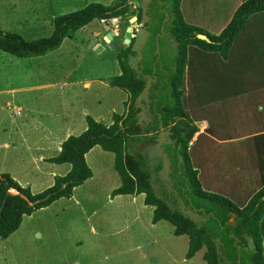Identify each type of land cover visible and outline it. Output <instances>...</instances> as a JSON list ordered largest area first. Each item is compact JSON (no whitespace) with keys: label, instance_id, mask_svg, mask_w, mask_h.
Returning a JSON list of instances; mask_svg holds the SVG:
<instances>
[{"label":"trees","instance_id":"1","mask_svg":"<svg viewBox=\"0 0 264 264\" xmlns=\"http://www.w3.org/2000/svg\"><path fill=\"white\" fill-rule=\"evenodd\" d=\"M130 1L131 5L127 0L109 6L90 3L55 17L50 34L32 42L0 30V51L16 58L46 55L94 20L128 15V8L135 6ZM168 2L159 6L157 0H151L148 4L150 33L140 50L141 60L137 61L133 40L116 55L120 73L109 85L127 93L124 112L113 114L109 125L86 116V129L78 136L67 137L57 155L46 160L67 164L69 170L63 176H55L53 184L38 194L21 187L8 174L0 175V240L13 234L24 216L61 198H70L76 187L92 178L85 155L99 147L113 154V168L120 180L111 198L143 195V204L153 209L152 224L165 221L172 226L174 236H187L186 259L203 248L206 264H264V202L259 203L264 189L239 208L226 196L204 189L196 169L206 165L202 175L206 169L211 170V178L220 182V187L231 181L232 173L239 168L264 166V114L254 117L248 111L251 103H264V0ZM218 2L222 3L220 7L216 6ZM166 6L173 15L169 33L177 44L176 55L155 53V36L160 33L162 8L166 11ZM135 14L139 22L140 9ZM159 45L158 51L162 52L164 48ZM206 69L219 74L217 84L222 69H228L234 74V83L245 88L232 91L233 99L225 91L218 92L219 99L226 103L223 107L202 102L198 88H205L201 73L206 74ZM147 78L155 82L150 83L146 99L140 100ZM232 105L242 111L235 123L237 131L251 129L250 137L241 139L247 140L251 154L239 157L234 152L232 157L231 150L224 149L211 158L209 152L216 145L210 137L218 132L215 118ZM204 117L209 118L208 122ZM205 121L207 127L191 143L197 132L195 123ZM160 125L165 131L160 148L169 165L166 178L159 175L162 160L154 152ZM222 139L223 143L232 141L229 137ZM138 144L143 145V150L136 149ZM217 158L221 162L214 168L211 163ZM182 210L196 212L206 221L194 222Z\"/></svg>","mask_w":264,"mask_h":264},{"label":"rangeland","instance_id":"2","mask_svg":"<svg viewBox=\"0 0 264 264\" xmlns=\"http://www.w3.org/2000/svg\"><path fill=\"white\" fill-rule=\"evenodd\" d=\"M121 1L0 0V30L32 42L50 34L55 17L90 3L109 6ZM162 2L167 4L168 0ZM127 3L132 4L130 0ZM167 7L168 14H164L154 41L158 55H176L177 44L169 33L173 15ZM128 11V15L118 19V36H111V40L108 35L111 29L115 30L113 26L94 20L46 55L16 58L0 51V175L8 174L21 187L38 194L52 185V173L60 174L41 163L40 155L50 154L42 152L48 130L56 134L61 121H82L81 114L85 111L105 125L111 123L113 114H122L124 105L120 100L124 94L108 82L119 75L116 55L131 40H126L125 31L132 27L137 11L132 6ZM159 44L164 48L162 52L158 51ZM210 72L206 69V74L201 73L205 85L204 89L198 88L202 102L223 107L226 103L219 99L218 92L225 91L233 99L232 91L245 88L234 83V74L228 69H222L218 84L215 80L219 74ZM187 88L188 85L185 95ZM235 106L223 108L215 118L218 132L210 137L216 145L209 152L211 158L224 149H230L232 157L234 152L239 157L251 154L247 140H241L251 134V129L237 131L235 123L242 111ZM68 109L75 114L62 115ZM17 110L19 115L15 114ZM248 111L254 117L262 115L264 103H251ZM204 118L208 122L209 118ZM205 126L199 123L195 127L198 132ZM223 137L232 141L223 143ZM143 148L141 144L136 147ZM85 160L92 178L76 187L70 198H61L24 216L19 228L0 240V264H206L202 259L203 248L191 259L185 258L187 236H174L172 226L165 221L152 224L153 209L143 204V195L111 198V192L120 184L112 153L98 147ZM220 162L217 158L211 165L217 168ZM196 169L202 187L221 194L220 182L211 178V170L206 169L207 173L202 175L201 166Z\"/></svg>","mask_w":264,"mask_h":264},{"label":"crops","instance_id":"3","mask_svg":"<svg viewBox=\"0 0 264 264\" xmlns=\"http://www.w3.org/2000/svg\"><path fill=\"white\" fill-rule=\"evenodd\" d=\"M58 1L59 0H57V2ZM221 5H222L221 2H218L216 4L217 7H220ZM68 82L72 83L71 81H68ZM108 84H109V82H108ZM112 92L113 91L110 92L111 95H113ZM123 94H124L123 95L124 97H123V99L121 98L120 102L124 105L128 99V96L125 92H123ZM114 96H116V95H114ZM123 112H124V110H123ZM64 114L66 116H72L75 113L71 112L70 109H68L62 113V115H64ZM86 116H90V115L87 114V112L85 111L84 113L81 114L82 121H80V122L75 121L74 119H71L72 123H68L67 120L61 121L60 130L56 134H54V132L51 130L47 131L48 132V134L46 135L47 136V143L42 148V152H46V153H50V154H49V156L40 155L42 157L41 163L49 165V167L52 168L54 171H59L60 174H58V175H64L69 170V166H66V164L54 166V164L48 163L46 161V159L52 158V157L57 155V153L60 150L61 143L67 137H69L71 135L78 136L79 134H81L86 129V123H85V117ZM74 118H76V116H74ZM92 118L93 119L95 118V120H96L97 117H92ZM30 121H32V120H30ZM199 123L203 124V126H205V124H207L206 122H196L195 126H197ZM206 127L207 126H205L203 128L201 127L198 130V132L193 136L192 141L195 140L196 137L199 134H201L205 130ZM247 137H250V135L246 136V138ZM95 148H98V147H94L92 150H94ZM90 152H88L85 155V159L87 158V155ZM60 166H65V169L63 170ZM51 177H52V184H53V178L55 177L54 173H52ZM263 179H264V166L261 167L259 165H253V166L250 165L247 168H245V167L239 168L238 170H236L235 172L232 173V180L231 181L224 182L219 187L220 191H221V195L229 198L231 201H233L236 204L237 207L243 208L248 203V201L251 199L252 196L257 194V192L259 190L264 189V180ZM262 202H264V193L261 194V198L259 200V203H262ZM261 210L264 212V204L263 205L261 204ZM263 218H264V216H263ZM262 224H263L262 235H263V251H264V219H263Z\"/></svg>","mask_w":264,"mask_h":264},{"label":"water","instance_id":"4","mask_svg":"<svg viewBox=\"0 0 264 264\" xmlns=\"http://www.w3.org/2000/svg\"><path fill=\"white\" fill-rule=\"evenodd\" d=\"M151 0H133V3L136 7H140V11H141V18H140V28L138 30V32L136 33L138 36H142V41L143 43L146 41L147 39V30L146 28L144 27V25L148 22V19H149V16L147 14V7H148V4L150 3ZM136 20V18H133L132 19V22H134ZM131 22V23H132ZM131 26L128 27L125 31V38L126 40L132 38L131 37ZM112 32L109 33L108 37L111 38L112 36ZM198 37L200 39H205L204 36L202 35H198ZM150 87V80H146V83H145V86L142 90V93L140 94V100L142 99H146L147 97V94H148V89ZM164 136H165V131L163 130L162 126L160 125L159 126V133H158V139H157V142L156 144L154 145V151H155V154L161 158L162 160V164H161V169L159 171V175L160 176H163L164 178H166V174L169 170V165H168V160L166 158V155L162 153V150L160 148V145L161 143L163 142L164 140ZM192 221L194 222H200V221H206L205 218H202L200 214L196 213V212H193V211H190V210H182Z\"/></svg>","mask_w":264,"mask_h":264},{"label":"flooded vegetation","instance_id":"5","mask_svg":"<svg viewBox=\"0 0 264 264\" xmlns=\"http://www.w3.org/2000/svg\"><path fill=\"white\" fill-rule=\"evenodd\" d=\"M151 2V1H150ZM157 2H158V4H159V6H161L162 4H163V2H162V0H157ZM134 5V4H133ZM133 8L135 9V11H137V13L139 12V9H140V7H136V6H133ZM162 11H164V13L163 14H168L166 11H165V9H163L162 8ZM168 16L166 15V18H167ZM149 21H150V19H148V22L144 25V27L146 28V30H147V34H148V36H147V39H148V37H149V29H148V27H149ZM167 21H168V19H167ZM140 22V21H139ZM139 22L137 21V17H136V20L134 21V23H133V25H135V30H133V37H132V40H133V44H134V47H135V50H136V55H137V61H140L141 60V57H140V50H141V48H142V46L145 44V42L147 41V39H146V41L143 43V41H142V36L140 35V36H138L136 33L138 32V30H139V28H140V24H139ZM164 22H166V21H164ZM132 25V26H133ZM162 30V29H161ZM161 35H163L162 33H161ZM157 36H158V34H156V36H155V38H157ZM132 40H130V43L132 42ZM157 45V44H156ZM136 62V61H135ZM134 62V64H135V66H136V63ZM148 80H150V83L151 82H155V79H150V78H147Z\"/></svg>","mask_w":264,"mask_h":264},{"label":"clouds","instance_id":"6","mask_svg":"<svg viewBox=\"0 0 264 264\" xmlns=\"http://www.w3.org/2000/svg\"><path fill=\"white\" fill-rule=\"evenodd\" d=\"M119 18H120V17H118V18H114L116 21H113V22H112V20H114V19L104 20V21H105L104 23H105V24H106V23L111 24V25L113 26V28H114V26L116 25V26H117V29H118L117 21H118ZM101 21H102V20L99 21L100 24H103ZM131 28H132V29H131V37H133V30H135V25L132 26ZM111 32L113 33L112 36H116V37L118 36V32H117V35H115L114 32H113V29H111ZM111 39H112V38H111ZM130 39L132 40V38H130ZM129 44H130V43H129ZM125 93H126V92H125ZM126 94H127V93H126ZM127 96H128V95H127ZM145 101H146V100H145ZM195 124H196V123H195ZM196 133H197V132H196ZM196 133H195V134H196ZM193 142H194V140H193V141L191 140V143H193ZM191 143H190V145H191ZM154 152H155V151H154ZM143 198H144V196H143ZM201 217H202V216H201Z\"/></svg>","mask_w":264,"mask_h":264},{"label":"built area","instance_id":"7","mask_svg":"<svg viewBox=\"0 0 264 264\" xmlns=\"http://www.w3.org/2000/svg\"><path fill=\"white\" fill-rule=\"evenodd\" d=\"M113 21H116V20L114 19V20H112V22H113ZM101 22L104 23L105 21L102 20ZM114 29H115V30H113V32H114L115 35H117V31H116L117 26H116V25L114 26ZM15 114H16V115H19V110H17V111L15 112Z\"/></svg>","mask_w":264,"mask_h":264},{"label":"bare ground","instance_id":"8","mask_svg":"<svg viewBox=\"0 0 264 264\" xmlns=\"http://www.w3.org/2000/svg\"><path fill=\"white\" fill-rule=\"evenodd\" d=\"M109 40H111V38H109Z\"/></svg>","mask_w":264,"mask_h":264}]
</instances>
